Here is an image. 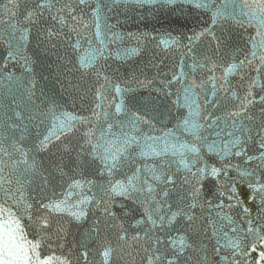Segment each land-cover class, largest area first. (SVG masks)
<instances>
[{"label":"snow or ice","instance_id":"1","mask_svg":"<svg viewBox=\"0 0 264 264\" xmlns=\"http://www.w3.org/2000/svg\"><path fill=\"white\" fill-rule=\"evenodd\" d=\"M129 4L190 6L208 20L159 41L128 33L137 47H125L109 13ZM33 38L56 57L71 108L40 86ZM144 41L155 72L124 78L112 64ZM0 45V95L13 96L0 103V264H256L264 0H4ZM165 115L170 126L157 127Z\"/></svg>","mask_w":264,"mask_h":264},{"label":"water","instance_id":"2","mask_svg":"<svg viewBox=\"0 0 264 264\" xmlns=\"http://www.w3.org/2000/svg\"><path fill=\"white\" fill-rule=\"evenodd\" d=\"M4 0H0L3 3ZM110 23L116 24L117 29L125 34V47H137V41L131 37H127L128 33H133L135 35H140L143 33H149L151 37H154L157 41L163 38H167L168 34L172 36L183 37L185 35L191 34L193 29H199L205 25L208 20L206 15L200 16L197 11L190 8V6L181 7L177 5L176 7H160L159 5H145L142 7L135 6L134 4H129L128 6L121 5L116 8L113 12L109 13ZM242 30L238 28L232 29L228 33V40L232 46H238L243 43L241 39ZM207 42V41H206ZM146 50L139 56H133L130 60L125 63L116 62L112 64L113 68H118L119 73L124 78H127L129 74L139 69H143L144 73L151 76L155 69L148 66V61L154 51V47L149 46V41H144ZM6 50L2 45H0V56L5 55ZM35 53L34 58L38 61H42L44 67L40 63L36 65L37 78L40 80V86L44 89L48 96L54 97L58 103L65 105L68 108L72 107L71 97L66 93L62 87V83L58 82L56 72V57L49 55L44 51L36 49V40L33 38L32 43L29 47V54ZM17 74L20 73L19 69H16ZM41 74L47 76L48 79H41ZM17 93V97H18ZM137 98L144 99L148 96V92L145 89H139L133 93ZM13 96L8 95L7 97L0 95V103L4 105H11ZM19 103L20 101L17 100ZM15 107V105H12ZM5 109L0 108V117H2ZM11 115V113H9ZM170 126V118L165 115L162 123L158 124L157 127ZM235 212H239L240 209H235ZM73 236L78 237V230L75 226L71 229ZM70 236L69 239H72ZM252 241L255 237L251 238ZM251 242V241H249ZM253 254L256 257V264L259 262V251ZM242 264H253L252 257H248L246 262L242 261Z\"/></svg>","mask_w":264,"mask_h":264}]
</instances>
